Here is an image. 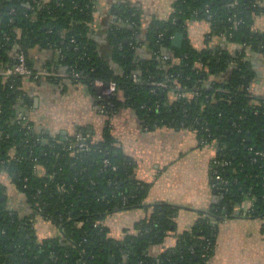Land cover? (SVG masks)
Segmentation results:
<instances>
[{
  "label": "trees",
  "instance_id": "trees-1",
  "mask_svg": "<svg viewBox=\"0 0 264 264\" xmlns=\"http://www.w3.org/2000/svg\"><path fill=\"white\" fill-rule=\"evenodd\" d=\"M97 2L0 0V67L14 65L22 51L40 80L69 76L91 88L106 117L96 142L85 130L67 138L38 133L19 117L21 107L31 104L23 81L32 79L0 78V172L30 210L22 216L11 209L0 184V264H207L215 226L203 218L180 234L174 247L150 254L171 228L175 209L145 206L149 185L136 178L134 160L115 145L109 123L128 107L147 125L174 124L194 133L201 144L214 143L210 186L220 202L207 215L219 221L263 218L264 99L252 86L257 74L249 57L258 54L264 61V31L255 29L264 7L255 0H173L167 20L143 28L136 9L114 3L101 45L92 27ZM190 21L209 24L203 49L186 36ZM177 33L184 35L181 48L171 45ZM212 38L219 42L213 44ZM36 47L57 52L52 70L32 69L28 54ZM95 80L113 81L116 96L103 98ZM78 137L86 138V150L78 148ZM246 199L252 202L247 213L235 212ZM142 208L152 212L134 224L136 233L120 239L110 234L104 224L109 215ZM37 216L60 235L40 240L33 224Z\"/></svg>",
  "mask_w": 264,
  "mask_h": 264
},
{
  "label": "crops",
  "instance_id": "crops-1",
  "mask_svg": "<svg viewBox=\"0 0 264 264\" xmlns=\"http://www.w3.org/2000/svg\"><path fill=\"white\" fill-rule=\"evenodd\" d=\"M255 1L264 7V0ZM120 2L136 9L143 28L153 20H167L173 11V0H98L92 27L101 45H105L106 28L112 20L111 5ZM255 29L264 31V15L255 18ZM209 31L207 22L190 21L186 36L200 50ZM211 41L217 44L219 39L212 38ZM56 56L57 52L36 47L29 51L28 59L32 69L41 72L54 68ZM249 59L257 74L252 86L263 96L264 61L258 54ZM50 78L23 81L22 90L31 104L21 107L19 117L25 116L23 119L32 122L38 133L67 138L85 130L92 140H100L106 117L93 90L73 83L69 76ZM169 97L172 99V94ZM109 130L115 145L134 160L136 178L149 185L145 206L162 204L175 209L171 228L164 233L161 243L151 249V255L158 256L174 247L177 237L203 218L215 226V248L207 264H264V217L241 215L219 221L207 215L220 202L210 186L211 164L216 155L214 143L201 144L194 133L174 124L147 125L128 107L113 115ZM0 184L8 196V206L22 216L28 215L30 210L23 194L5 172H0ZM250 205L251 201L246 199L235 212ZM151 212V209L145 211L142 208L114 213L104 220V224L113 237L120 239L127 233H134V224L146 219ZM33 224L40 240L60 235L56 227L39 216L33 219Z\"/></svg>",
  "mask_w": 264,
  "mask_h": 264
},
{
  "label": "built area",
  "instance_id": "built-area-1",
  "mask_svg": "<svg viewBox=\"0 0 264 264\" xmlns=\"http://www.w3.org/2000/svg\"><path fill=\"white\" fill-rule=\"evenodd\" d=\"M43 72H46V71H43ZM12 76H26V77H30L34 81H39L41 79V75L39 74V72H33L32 70H29V68L27 67V57L25 53L22 51H20L17 54L14 65L8 66L5 68L0 67V78L6 79ZM155 85L157 87H166V85L161 82H157ZM93 86L99 90V93L103 98H113L114 96H116L117 86L113 81L103 82L101 80H95L93 83ZM178 96L184 97L185 94L183 92H180L178 93ZM261 97L262 99H264V95ZM99 106L101 108V111H102V108L105 107L104 104L99 105ZM108 106H111V104L109 103ZM76 141H77L78 148L80 150H86L87 145L85 144V141H86L85 137H78ZM105 164L107 163L105 162ZM214 164L216 166L222 165V163H220L219 161L215 162ZM216 179L219 180L220 179L219 176H217ZM60 191H63V186L60 187ZM251 205H252V202H251ZM251 205L247 209L244 210V213H247V210L251 207Z\"/></svg>",
  "mask_w": 264,
  "mask_h": 264
},
{
  "label": "water",
  "instance_id": "water-1",
  "mask_svg": "<svg viewBox=\"0 0 264 264\" xmlns=\"http://www.w3.org/2000/svg\"><path fill=\"white\" fill-rule=\"evenodd\" d=\"M183 39H184V35L183 34H180V33H177L173 36L172 38V42H171V45L175 48H181V45H182V42H183ZM162 54L165 55L166 54V49L163 48L162 49ZM223 214H226V212L224 211ZM213 226V225H212ZM114 261L113 258H110V263H112Z\"/></svg>",
  "mask_w": 264,
  "mask_h": 264
},
{
  "label": "flooded vegetation",
  "instance_id": "flooded-vegetation-1",
  "mask_svg": "<svg viewBox=\"0 0 264 264\" xmlns=\"http://www.w3.org/2000/svg\"><path fill=\"white\" fill-rule=\"evenodd\" d=\"M110 261V260H109Z\"/></svg>",
  "mask_w": 264,
  "mask_h": 264
}]
</instances>
